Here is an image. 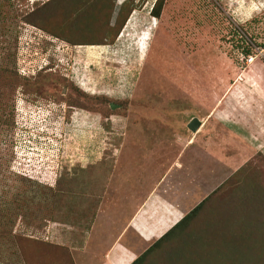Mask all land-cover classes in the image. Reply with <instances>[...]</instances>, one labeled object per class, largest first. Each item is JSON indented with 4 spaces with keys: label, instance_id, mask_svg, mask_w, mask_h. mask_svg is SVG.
I'll return each mask as SVG.
<instances>
[{
    "label": "rangeland",
    "instance_id": "obj_1",
    "mask_svg": "<svg viewBox=\"0 0 264 264\" xmlns=\"http://www.w3.org/2000/svg\"><path fill=\"white\" fill-rule=\"evenodd\" d=\"M113 2L96 36L97 0H0V264H105L152 187L198 208L138 264H264V0Z\"/></svg>",
    "mask_w": 264,
    "mask_h": 264
},
{
    "label": "crops",
    "instance_id": "obj_2",
    "mask_svg": "<svg viewBox=\"0 0 264 264\" xmlns=\"http://www.w3.org/2000/svg\"><path fill=\"white\" fill-rule=\"evenodd\" d=\"M256 69L258 70L259 68L256 67L255 70ZM258 71L262 73L261 69ZM254 78L256 77L254 76ZM259 87H261V90H264L261 85H259ZM159 189L160 187H152L146 191L147 196L143 195L141 196L142 198L139 199L140 196L138 195L136 202H127L128 200H126V198L129 194L128 190H126L127 193L125 192V195L122 197L125 202H123L122 205L117 202V209H113L117 215L114 216L113 221H110L107 223V227H104L100 224V222L105 224L103 218L98 219L100 222L95 226V232L97 235L102 236V238L99 239L100 236L97 237L95 244L91 242V247L102 251L106 249L109 251L105 259V264H129L131 258L139 255L137 253L139 250L141 251L143 247L147 248L148 244H154L186 216V210L190 206L189 203L184 207L182 204H179V198H176L173 202L175 204H173L170 201V199H173L172 197L162 194L160 196L158 194ZM130 200L132 201L131 198ZM114 204L115 203H113V205ZM121 207L123 208L122 210L119 209ZM115 223L117 224L113 225ZM128 230H130L131 233H129ZM132 234L138 242L131 244V242H127L125 239L127 237V240L133 238ZM133 244H136L135 249L132 247ZM147 250L148 249L145 251ZM103 261L104 255L101 257V262Z\"/></svg>",
    "mask_w": 264,
    "mask_h": 264
},
{
    "label": "trees",
    "instance_id": "obj_3",
    "mask_svg": "<svg viewBox=\"0 0 264 264\" xmlns=\"http://www.w3.org/2000/svg\"><path fill=\"white\" fill-rule=\"evenodd\" d=\"M129 4H125L121 7L122 10H120V12L118 13L117 17H116V21L114 23H112L113 19H114V10H115V4L113 2V0H102L99 1L97 0V5H94L96 8L94 10V29H93V25H92V29H93V34L98 36V30H97V26H99L101 24V27L103 28V30H107V31H111L114 28H116L117 26H119V30L122 28V26L125 25L126 21L129 18V15L132 13L133 8H132V4L131 2H128ZM130 5V7L128 6ZM98 8V9H97ZM129 9V10H128ZM152 14L154 16L160 17L161 14V6L157 5L152 9ZM112 23V24H111ZM115 26V27H114ZM51 30V29H50ZM118 30V32H119ZM56 33H60L61 37H63V40L68 41L69 43L73 44V45H77L78 43H83L87 40H77L76 36L78 37V35H73L75 33V31L73 30H69L68 28H64L63 26H61L57 31H55ZM86 33V32H85ZM85 33L84 30H82L83 34L81 37H85ZM88 33V32H87ZM97 33V34H96ZM106 40H112L111 37L106 38ZM255 48L251 45H248L246 47L243 48V51L248 55H252L254 52ZM199 206V205H198ZM198 208V207H197ZM197 208H194L193 210H191L181 221H179L172 229H170L166 234H164L160 239H158L156 241L155 244H157L158 242L162 241L164 238H168L172 236V232L173 230L175 231V229L179 228L182 226L183 222L191 215L193 214ZM154 246L150 247L145 254H147L148 252L150 253L152 248ZM144 255L140 256L138 259H136L135 261H133L131 264H138L141 260L142 257ZM176 257V256H175ZM180 260V259H179Z\"/></svg>",
    "mask_w": 264,
    "mask_h": 264
},
{
    "label": "water",
    "instance_id": "obj_4",
    "mask_svg": "<svg viewBox=\"0 0 264 264\" xmlns=\"http://www.w3.org/2000/svg\"><path fill=\"white\" fill-rule=\"evenodd\" d=\"M112 107L115 108L116 106L112 104ZM202 124V121L196 117L189 123V128L196 132L202 126Z\"/></svg>",
    "mask_w": 264,
    "mask_h": 264
},
{
    "label": "built area",
    "instance_id": "obj_5",
    "mask_svg": "<svg viewBox=\"0 0 264 264\" xmlns=\"http://www.w3.org/2000/svg\"><path fill=\"white\" fill-rule=\"evenodd\" d=\"M245 58H247V57H245ZM253 60H254V56L253 55H250L249 59L247 58V61L249 63L252 62Z\"/></svg>",
    "mask_w": 264,
    "mask_h": 264
}]
</instances>
